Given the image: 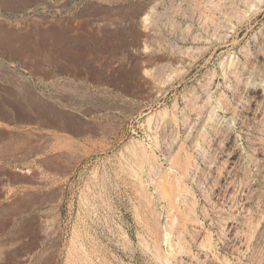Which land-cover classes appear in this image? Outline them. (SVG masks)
I'll return each instance as SVG.
<instances>
[{
    "label": "rangeland",
    "instance_id": "1",
    "mask_svg": "<svg viewBox=\"0 0 264 264\" xmlns=\"http://www.w3.org/2000/svg\"><path fill=\"white\" fill-rule=\"evenodd\" d=\"M1 1L0 264H264V0Z\"/></svg>",
    "mask_w": 264,
    "mask_h": 264
},
{
    "label": "crops",
    "instance_id": "2",
    "mask_svg": "<svg viewBox=\"0 0 264 264\" xmlns=\"http://www.w3.org/2000/svg\"><path fill=\"white\" fill-rule=\"evenodd\" d=\"M1 4L5 6H30L35 4V0H2ZM9 133L10 132H7V129L4 126H0V181L4 182L6 180V176H8L10 177L9 180L13 184L12 187L16 189L20 182H16L14 179H12V173L15 170L14 168L17 163L15 158L7 159L4 153L6 149H12L15 146H11V143L7 141V134ZM16 206H18L19 209ZM19 206L20 201H18L17 193L15 191L7 194L3 193L0 189V240L3 239L2 223L5 220V215L19 213ZM27 212L31 213L32 210H29Z\"/></svg>",
    "mask_w": 264,
    "mask_h": 264
},
{
    "label": "bare ground",
    "instance_id": "3",
    "mask_svg": "<svg viewBox=\"0 0 264 264\" xmlns=\"http://www.w3.org/2000/svg\"><path fill=\"white\" fill-rule=\"evenodd\" d=\"M170 2H171V1H170ZM188 2H189V1H188ZM193 2H194V1H193ZM261 3H262V2H261ZM172 6H173V5H172ZM198 6H199V5H198ZM209 6H210V5H209ZM177 7H179V5H178ZM194 7H195V5H194ZM196 7H197V5H196ZM252 7H253V6H252ZM192 8H193V7H192ZM200 8H201V7H200ZM200 8H199V9H200ZM175 9H176V8H175ZM199 9H197V10H199ZM178 10H179V9H178ZM194 10H195V9H194ZM187 11H188V10H187ZM224 11H225V10H224ZM176 12H177V11H176ZM183 12H184V11H183ZM183 12H182V14H183ZM185 12H186V11H185ZM217 12H218V11H217ZM228 13H229V11H228ZM179 15H180V14H179ZM137 16H138V15H137ZM148 16H149V15H148ZM160 16H161V15H160ZM184 16H185V15H184ZM147 18H148V17L146 16L144 19H147ZM153 18H154V17H153ZM158 20H159V19H158ZM146 21H147V20H146ZM208 21H209V20H208ZM146 23H147V22H146ZM148 23H149V22H148ZM232 66H233V65H232ZM233 68H234V67H233ZM233 68H232V69H233ZM163 69H164V68H163ZM231 72H232V71H231ZM238 78H239V77H238ZM256 82H257V81H256ZM256 82H254V83H256ZM239 83H240V82H239ZM260 83H261V81H260ZM260 83H259V84H260ZM244 84H245V83H244ZM262 85H263V84H262ZM251 86H252V85H251ZM255 86H256V85H255ZM257 86H258V84H257ZM259 87H262V86L259 85ZM262 88H263V87H262ZM203 103H204V102H203ZM203 103H202V104H203ZM208 104H209V103H208ZM193 105H194V104H193ZM193 110H194V109H193ZM201 112H202V111H200V114H202ZM212 112H213V111H212ZM232 114H233V113H232ZM211 117H213L212 114H211ZM197 118H198V117H197ZM197 118H196V119H197ZM207 119H208V118H207ZM170 120H171V119H170ZM201 121H202V119H201ZM206 121H207V120H206ZM162 122H163V121H162ZM211 122H212V121H211ZM211 122H210V123H211ZM173 123H174V122H173ZM214 123H215V122H214ZM207 124H208V123H207ZM207 124H204V123H203V125H205V126H206ZM211 124H212V123H211ZM211 124H210V126H211ZM169 125H170V124H169ZM228 125H229V124H228ZM164 126H165V125H164ZM210 126H209V128H210ZM211 128H212V127H211ZM213 129H214V127H213ZM195 136H196V135H195ZM202 137H204V136H202ZM203 140H204V139H203ZM183 148H184V147H183ZM183 148H182V149H183ZM180 150H181V148H180ZM180 150H178V151L180 152ZM181 152H182V151H181ZM181 152H180V153H181ZM177 153H178V152H177ZM181 154H182V153H181ZM176 155H177V154H176ZM179 155H180V154H179ZM177 158H179V157H177ZM177 158L175 157V158H173V159H177ZM182 159H183V158H182ZM186 160H187V159H186ZM186 160L183 159V163H182V161H181L180 158H179V161H181V162H179V161H177V160H176V161L173 160V161H174V162H173L172 159L170 160L171 162L174 163L173 166H175L176 169H177V170H178L183 176L187 175L186 173H187V169L189 168L188 166H189V164H190V165L192 164V163H188V164H187V161H188V160H187V161H186ZM184 161H185V163H184ZM188 162H189V161H188ZM173 163H171V164H173ZM171 167H172V166H171ZM172 169H173V167H172ZM173 170H174V169H173ZM177 170H176V171H177ZM188 170H189V169H188ZM174 171H175V170H174ZM178 171H177V172H178ZM169 172H170V171H169ZM189 172H190V171H189ZM189 172H188V173H189ZM171 174H172V173H171ZM172 175H173V177H171V178H174V177H175V178H174V181H175V180H176V176L178 177L180 174L177 175V173H176V176H175L174 174H172ZM182 175H181V176H182ZM188 176H189V175H187V178H188ZM168 177H169V176H168ZM177 179H178V180L175 181L176 183H175V182H173V183H174V185H175L174 188H175V190L177 191L176 194L178 193V194H179L178 197H179L180 194L184 195V194H183L184 191H183V188L181 189L179 185L176 186V184H177L178 181H179V183H180V177H178ZM169 180H170V179H169ZM192 180H193V179H192ZM171 182H172V181H171ZM172 185H173V184H172ZM166 186H167V185H166ZM169 186H170V185H169ZM178 186H179V187H178ZM160 187H161V186H160ZM164 187H165V186H164ZM167 187H168V186H167ZM165 188H166V187H165ZM165 188H164V189H165ZM176 188H177V189H176ZM167 189H168V188H167ZM175 190H174V191H175ZM181 190L183 191L182 193H181ZM172 194H173V193H172ZM174 194H175V192H174ZM176 194H175V196H174V195H173V196L177 198ZM176 198H175V199H176ZM180 198H183V199H184V197H181V196H180ZM178 199H179V198H178ZM173 200H174V199H173ZM173 200H172V201H173ZM180 200H181V199H180ZM180 200H179V201H180ZM175 202H178L177 199H176ZM173 203H174V201H173ZM173 203H172V204H173ZM181 204H182V202H181ZM174 205L176 206V208L179 207V205H178L177 203H174L172 206H174ZM183 205H185V204L183 203ZM177 206H178V207H177ZM182 207H183V206H182ZM185 207H186V206H185ZM179 208H180V207H179ZM180 209H181V208H180ZM171 210H173V208H172ZM188 212H189V211H188ZM178 214H179V213H178ZM180 214H182V213H180ZM180 214H179V216H181ZM186 215H187V214H186ZM183 216L186 217L185 215H183ZM182 218H183V217H182ZM183 219H184V218H183ZM189 222H190V221H189ZM184 223H185V222H184ZM184 223H183V224H184ZM187 223H188V222H187ZM180 224H181V223H180ZM181 225H182V224H181ZM179 227H180V226H179ZM183 227H184V226H183ZM183 227H181V228H183ZM186 227H187V226H186ZM179 232H180V231H179ZM184 233H185V232H184ZM237 233H238V232H237ZM178 234H181V233H178ZM242 236H243V235H242ZM181 237H182V236H181ZM181 237L178 236V238H180V239H181ZM183 237H184V236H183ZM240 245H241V244H240ZM174 254H175V253H174ZM170 256H171V255H170ZM167 257H168V256H167ZM172 257H173V256H172ZM165 258H166V257H165ZM165 258H164V259H165ZM174 258H175V257H174ZM166 259H167V258H166ZM165 261H166V260H165Z\"/></svg>",
    "mask_w": 264,
    "mask_h": 264
}]
</instances>
